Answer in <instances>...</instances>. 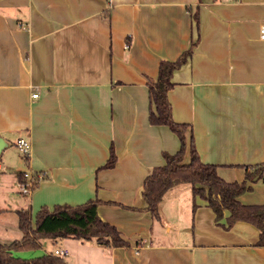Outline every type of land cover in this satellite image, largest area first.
Masks as SVG:
<instances>
[{
    "label": "crops",
    "instance_id": "1",
    "mask_svg": "<svg viewBox=\"0 0 264 264\" xmlns=\"http://www.w3.org/2000/svg\"><path fill=\"white\" fill-rule=\"evenodd\" d=\"M262 24L264 0H0V242L21 237L17 210L33 222L42 206L96 199L127 246L44 239L13 256L64 249L67 264H264L258 230L225 228L228 213L215 220L190 184L163 194L159 220L141 197L144 177L180 145L168 127L148 123L145 78L193 43L171 76L173 120L188 124L200 161L225 182L264 163ZM110 148L115 163L101 168ZM25 171L44 177L29 195L19 190ZM248 184L238 200L264 204V182Z\"/></svg>",
    "mask_w": 264,
    "mask_h": 264
},
{
    "label": "trees",
    "instance_id": "2",
    "mask_svg": "<svg viewBox=\"0 0 264 264\" xmlns=\"http://www.w3.org/2000/svg\"><path fill=\"white\" fill-rule=\"evenodd\" d=\"M193 19H196L193 14ZM189 49L175 61H160L155 78L146 77L145 86L148 93V123L152 126H166L179 140V149L174 154L162 153L163 165L154 167L142 181L141 197L145 202L144 210L151 217L159 220L158 204L163 194L171 187L188 183L193 196L207 202L215 214V220L223 217L226 211L225 228L237 222H246L258 230L256 247H264V204L245 205L238 196L250 188L248 183L254 180L264 182V163L245 167L244 179L241 182L228 183L216 172V165L202 163L194 148L191 133L186 138L188 124L177 123L171 114V104L167 98L172 88V73L186 62L192 53ZM188 148L189 161L182 162L183 154ZM115 155L109 149L107 161L101 168H111ZM21 176V174H18ZM34 176V174H33ZM44 179L42 176L40 180ZM40 180L33 186L35 188ZM99 201L90 199L79 205L56 204L51 209L40 207L31 221L28 209L16 211L18 229L21 237L10 242H0V264H67L60 256L45 253L31 259L13 256L12 252L41 248L44 239L56 240L71 238L80 241H94L106 247H124L128 243L120 236L116 228L102 221L97 215Z\"/></svg>",
    "mask_w": 264,
    "mask_h": 264
},
{
    "label": "built area",
    "instance_id": "3",
    "mask_svg": "<svg viewBox=\"0 0 264 264\" xmlns=\"http://www.w3.org/2000/svg\"><path fill=\"white\" fill-rule=\"evenodd\" d=\"M258 32H259V34H258L259 39L264 40V24H262L259 27ZM36 95L37 94H32V97H36ZM16 147L24 156L28 155L30 146H29V142L27 140H25L23 138L17 139ZM33 174H34V176H33ZM41 177H42V174L39 172H35V173L29 172V171L23 172L21 175V181L19 183L20 193L23 195H29V193L33 189L35 182L37 180H40ZM53 254L56 256L63 257L67 253L64 249H55L53 251Z\"/></svg>",
    "mask_w": 264,
    "mask_h": 264
},
{
    "label": "rangeland",
    "instance_id": "4",
    "mask_svg": "<svg viewBox=\"0 0 264 264\" xmlns=\"http://www.w3.org/2000/svg\"><path fill=\"white\" fill-rule=\"evenodd\" d=\"M11 156L14 158H17L19 156V154L17 153V151L16 152L14 151L11 153Z\"/></svg>",
    "mask_w": 264,
    "mask_h": 264
},
{
    "label": "water",
    "instance_id": "5",
    "mask_svg": "<svg viewBox=\"0 0 264 264\" xmlns=\"http://www.w3.org/2000/svg\"><path fill=\"white\" fill-rule=\"evenodd\" d=\"M2 145H1V142H0V149H1Z\"/></svg>",
    "mask_w": 264,
    "mask_h": 264
}]
</instances>
